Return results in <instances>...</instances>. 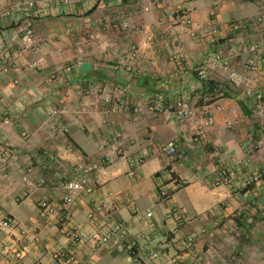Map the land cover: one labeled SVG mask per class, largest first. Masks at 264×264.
I'll return each instance as SVG.
<instances>
[{
	"label": "crops",
	"instance_id": "obj_1",
	"mask_svg": "<svg viewBox=\"0 0 264 264\" xmlns=\"http://www.w3.org/2000/svg\"><path fill=\"white\" fill-rule=\"evenodd\" d=\"M22 1L28 13L0 15V221L11 222L0 264H66L57 248L67 264H264V108L243 95H264V49H248L263 35L252 20L264 0ZM216 53L227 69L201 79ZM120 60L135 72L116 70ZM177 99L213 112L206 139L195 117L134 111ZM168 140L170 157L159 152ZM87 162L104 174L62 205L60 182ZM224 169L234 178L217 183Z\"/></svg>",
	"mask_w": 264,
	"mask_h": 264
},
{
	"label": "built area",
	"instance_id": "obj_2",
	"mask_svg": "<svg viewBox=\"0 0 264 264\" xmlns=\"http://www.w3.org/2000/svg\"><path fill=\"white\" fill-rule=\"evenodd\" d=\"M34 4L32 1H22V0H10V5L8 8L4 9L2 12H0L1 16L4 15H13L15 13H28L32 8ZM186 22L190 23L191 20L189 18H186ZM237 24V23H236ZM253 26L258 30L262 32V37L258 42H253L249 46V52L256 54V52L259 49H264V13L258 14L257 17H255L252 20ZM30 31L27 32L29 35ZM222 55L220 53H216L213 55L212 59L208 62L209 66H203L201 67L197 74L201 79L206 78L207 71L208 70H216L217 68L227 69V62L222 59ZM245 68L250 70L254 68V65H245ZM116 70H125L128 73L135 72L134 68L132 66L125 64L121 61L118 65L115 66ZM233 77L237 81L244 80V77H242L240 74L233 73ZM243 95L245 97H249L251 99V103L253 105L254 109L262 110L264 108V95L259 91H253L252 87L246 86L243 90ZM105 102L108 104H112L114 108L118 110L128 109L130 107V102L128 100L120 99L115 96H106ZM220 106H216V108H219ZM134 111L137 113H156V112H162L164 114L165 119L168 121H174L175 119L183 120V119H192L195 117L197 120H199V123L196 125L194 130V135L197 139H206L208 137L209 129L214 124V115L213 112L208 109H202L199 112L194 113L192 108L190 107L189 103L185 99H177L174 101L171 105L161 107L160 105L156 104L155 102H149L145 104H137L134 106ZM227 126L229 127L232 123L230 120H225ZM159 152L167 157L173 156L177 153V145L174 140H168L167 142L163 143L159 147ZM7 155H12L16 153L13 149H10L8 152H6ZM147 153L144 152L140 156H137L133 159H130L129 165L130 167H135L138 164L142 163L143 160L147 157ZM28 171H30V168H27ZM103 163H96V162H87V163H81V164H74L72 166V171L69 176H67L64 180L60 182V186L62 189H64L65 193L62 195L61 201L62 205L68 204L71 199L72 195L77 192L84 191L86 193L91 192L93 184L91 183L92 176H95L98 178V176L103 175ZM234 178V171L230 169H224L219 178L217 179V183H224L229 182ZM43 181V179H40L39 182ZM28 185H31L30 181L27 182ZM168 193L165 191L160 190L159 191V197H166ZM48 212H51V209H48ZM151 215V210H146V216ZM10 219L8 217H3L0 221V228L5 229L10 226ZM123 227L122 223L117 224L113 231H119ZM72 233L75 237H78V240L81 241L82 234L75 232V230H72ZM107 236H104L101 239V241L107 240ZM99 240V239H98ZM9 251V247L7 245L1 246V253L7 254ZM15 255L17 258H21L22 254L21 252H15ZM55 256L62 260L64 263H68L72 260V256L64 249L57 248L55 250ZM151 258H156V253H150Z\"/></svg>",
	"mask_w": 264,
	"mask_h": 264
},
{
	"label": "water",
	"instance_id": "obj_3",
	"mask_svg": "<svg viewBox=\"0 0 264 264\" xmlns=\"http://www.w3.org/2000/svg\"><path fill=\"white\" fill-rule=\"evenodd\" d=\"M206 82H208V81H206ZM208 83H210V81ZM130 91L133 93L140 92L139 87H135V89H130Z\"/></svg>",
	"mask_w": 264,
	"mask_h": 264
},
{
	"label": "trees",
	"instance_id": "obj_4",
	"mask_svg": "<svg viewBox=\"0 0 264 264\" xmlns=\"http://www.w3.org/2000/svg\"><path fill=\"white\" fill-rule=\"evenodd\" d=\"M205 87H207L208 89H211V85H208L207 83L204 84Z\"/></svg>",
	"mask_w": 264,
	"mask_h": 264
},
{
	"label": "rangeland",
	"instance_id": "obj_5",
	"mask_svg": "<svg viewBox=\"0 0 264 264\" xmlns=\"http://www.w3.org/2000/svg\"><path fill=\"white\" fill-rule=\"evenodd\" d=\"M119 63H121V60L118 61V62H116V64L114 65V68H115V66L118 65Z\"/></svg>",
	"mask_w": 264,
	"mask_h": 264
}]
</instances>
